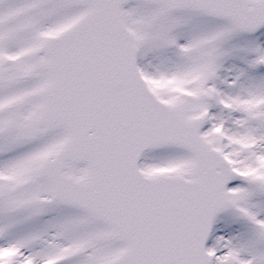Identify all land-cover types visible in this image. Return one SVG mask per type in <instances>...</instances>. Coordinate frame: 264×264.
<instances>
[{
    "label": "snow or ice",
    "instance_id": "snow-or-ice-1",
    "mask_svg": "<svg viewBox=\"0 0 264 264\" xmlns=\"http://www.w3.org/2000/svg\"><path fill=\"white\" fill-rule=\"evenodd\" d=\"M0 264H264V0H0Z\"/></svg>",
    "mask_w": 264,
    "mask_h": 264
}]
</instances>
